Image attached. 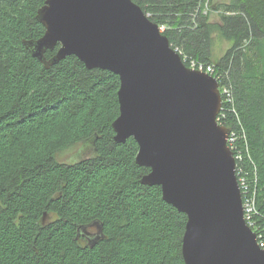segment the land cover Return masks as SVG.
Instances as JSON below:
<instances>
[{"label":"trees","instance_id":"16d2710c","mask_svg":"<svg viewBox=\"0 0 264 264\" xmlns=\"http://www.w3.org/2000/svg\"><path fill=\"white\" fill-rule=\"evenodd\" d=\"M132 1L199 62L211 64L214 29L232 42L215 68L232 85L238 119H227L244 128L242 164L264 217V0L221 4L218 23L204 0ZM44 2L0 0V264H185L186 215L140 183L149 168L136 141L114 140L119 77L74 55L45 67L25 47L44 34ZM82 144L90 156L58 160Z\"/></svg>","mask_w":264,"mask_h":264},{"label":"water","instance_id":"95a60500","mask_svg":"<svg viewBox=\"0 0 264 264\" xmlns=\"http://www.w3.org/2000/svg\"><path fill=\"white\" fill-rule=\"evenodd\" d=\"M36 19L44 34L24 44L45 67L74 55L119 77L114 140L136 141V163L149 168L140 183L160 186L186 215L185 264H264L243 218L229 128L216 121L218 82L186 67L132 0H45Z\"/></svg>","mask_w":264,"mask_h":264},{"label":"built area","instance_id":"2783aa9c","mask_svg":"<svg viewBox=\"0 0 264 264\" xmlns=\"http://www.w3.org/2000/svg\"><path fill=\"white\" fill-rule=\"evenodd\" d=\"M158 28L161 32L164 30V26H159ZM173 50L180 55L181 60L186 67L206 73L207 75L213 77L219 84V93L221 96V108L216 117V121L218 124L227 126L229 128L227 145L230 148V150L233 152V156L235 160V173L241 193L243 218L247 226L250 227V229L255 233L256 241L258 245L264 250V227H262L259 222V218L264 220V217L261 216V214L258 212L256 208L255 190L251 188L254 187V185L251 184L250 179L248 180L247 178L248 175L245 172L242 164V160H243L242 148L248 150L246 137L244 133L245 131L242 126V123H240L239 120H237L235 126L234 125L230 126L227 119L228 114L230 113H232V115L236 116L238 119L232 85H230L229 83H225L223 81V77L220 73L216 71L215 65L199 62L198 60L192 58L191 56L184 54L178 48H175ZM238 140L240 142L243 141L244 145L238 147V143H237ZM252 181L253 183L256 182L255 176Z\"/></svg>","mask_w":264,"mask_h":264},{"label":"rangeland","instance_id":"374dc122","mask_svg":"<svg viewBox=\"0 0 264 264\" xmlns=\"http://www.w3.org/2000/svg\"><path fill=\"white\" fill-rule=\"evenodd\" d=\"M231 1L232 0H204V12H207L210 22L218 23L220 21L219 10L222 11V8H219V6H221V4H228ZM216 7L219 8L218 11L216 10ZM231 45V41L221 37L219 31L217 29H214L212 32L211 64L216 65L219 58L224 55V53ZM243 145L244 144L241 143L238 145V147ZM92 153L93 150L91 146H86L85 144H82L81 146L77 145L60 153L57 158L61 162L73 163L81 160L82 158L90 156ZM247 178L249 180L248 176Z\"/></svg>","mask_w":264,"mask_h":264},{"label":"bare ground","instance_id":"6f19581e","mask_svg":"<svg viewBox=\"0 0 264 264\" xmlns=\"http://www.w3.org/2000/svg\"><path fill=\"white\" fill-rule=\"evenodd\" d=\"M255 195H256V193H255Z\"/></svg>","mask_w":264,"mask_h":264}]
</instances>
